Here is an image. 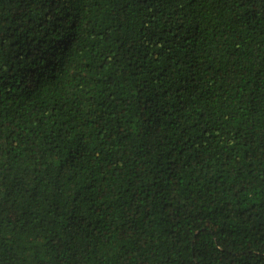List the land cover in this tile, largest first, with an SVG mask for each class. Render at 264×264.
<instances>
[{
  "label": "trees",
  "instance_id": "1",
  "mask_svg": "<svg viewBox=\"0 0 264 264\" xmlns=\"http://www.w3.org/2000/svg\"><path fill=\"white\" fill-rule=\"evenodd\" d=\"M0 264H264V0H0Z\"/></svg>",
  "mask_w": 264,
  "mask_h": 264
}]
</instances>
